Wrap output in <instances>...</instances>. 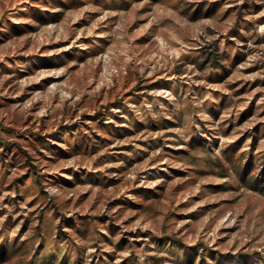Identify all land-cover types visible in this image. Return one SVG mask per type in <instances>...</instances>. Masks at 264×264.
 Segmentation results:
<instances>
[{
    "label": "rangeland",
    "instance_id": "rangeland-1",
    "mask_svg": "<svg viewBox=\"0 0 264 264\" xmlns=\"http://www.w3.org/2000/svg\"><path fill=\"white\" fill-rule=\"evenodd\" d=\"M0 264H264V0H0Z\"/></svg>",
    "mask_w": 264,
    "mask_h": 264
}]
</instances>
